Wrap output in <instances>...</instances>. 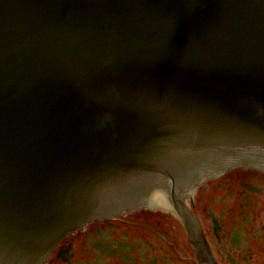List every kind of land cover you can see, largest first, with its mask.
Returning <instances> with one entry per match:
<instances>
[{
	"label": "water",
	"instance_id": "water-1",
	"mask_svg": "<svg viewBox=\"0 0 264 264\" xmlns=\"http://www.w3.org/2000/svg\"><path fill=\"white\" fill-rule=\"evenodd\" d=\"M214 167L264 170V0H0V264Z\"/></svg>",
	"mask_w": 264,
	"mask_h": 264
},
{
	"label": "flooded vegetation",
	"instance_id": "flooded-vegetation-1",
	"mask_svg": "<svg viewBox=\"0 0 264 264\" xmlns=\"http://www.w3.org/2000/svg\"><path fill=\"white\" fill-rule=\"evenodd\" d=\"M210 172L173 202L87 222L43 264H264V170Z\"/></svg>",
	"mask_w": 264,
	"mask_h": 264
},
{
	"label": "bare ground",
	"instance_id": "bare-ground-1",
	"mask_svg": "<svg viewBox=\"0 0 264 264\" xmlns=\"http://www.w3.org/2000/svg\"><path fill=\"white\" fill-rule=\"evenodd\" d=\"M227 170H229V169H227ZM223 171H226V170H223ZM198 178H200V177H198ZM194 181L196 184L192 186L193 189L197 188L198 183H199L197 178L194 179ZM158 189H161V188H159L155 185H147V186L143 187L140 191V205L134 209L142 208L145 206V204L152 206V207H155L156 205H163L164 204L163 203V196H167V194L162 189L159 192ZM150 191L153 193L152 195L150 194ZM148 198H149V200L146 202V199H148ZM167 201L169 202L168 197H167ZM166 206L167 205H165L164 207H166Z\"/></svg>",
	"mask_w": 264,
	"mask_h": 264
}]
</instances>
